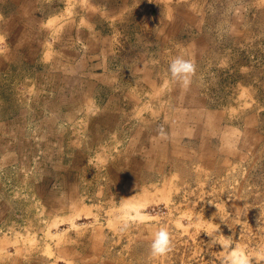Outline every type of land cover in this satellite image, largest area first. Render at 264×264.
<instances>
[{
    "label": "rangeland",
    "instance_id": "obj_1",
    "mask_svg": "<svg viewBox=\"0 0 264 264\" xmlns=\"http://www.w3.org/2000/svg\"><path fill=\"white\" fill-rule=\"evenodd\" d=\"M19 19L29 22L23 35L42 45L29 66L17 50L12 75L0 74V118L26 106L18 95L31 96L28 82H40L39 73H57L58 84H85L84 91L97 97L103 91L89 85L109 65L115 73L110 95H117L118 70L128 92H138L139 102L127 108L124 132L139 110L143 120L176 133L179 124L165 115L193 118L205 109L223 120L220 129L207 132L211 146L232 161L222 156L217 170L205 173L186 163L178 173L188 182H170L166 196L156 199L162 194H152V185L134 196L113 186L122 172L101 170L100 157L68 169L74 146L83 142L77 149H86L100 135L93 132L90 139L93 117L79 106L69 117L68 138H51L45 153H0V264H224L227 250L209 245V226L251 255L264 250V231L257 228L264 209V0H0V36L14 39L18 26L12 23ZM177 55L195 61L193 80L200 89L199 80H206L204 102L188 89L189 104L181 107L168 95L171 90L160 96L148 85L150 75L175 83L168 66ZM29 125L41 131L38 121ZM29 149L38 151L37 145ZM60 151L67 153L62 165L55 161ZM109 179L108 190L103 180ZM122 202L141 204L151 222L121 231ZM162 226L173 247L153 258L150 243Z\"/></svg>",
    "mask_w": 264,
    "mask_h": 264
},
{
    "label": "crops",
    "instance_id": "obj_2",
    "mask_svg": "<svg viewBox=\"0 0 264 264\" xmlns=\"http://www.w3.org/2000/svg\"><path fill=\"white\" fill-rule=\"evenodd\" d=\"M6 23L8 26L9 22ZM12 25L18 26L14 39L13 37L0 36L5 39V41L0 42L7 43L6 46L0 47V74H3V76L12 75L9 68L13 64L15 52L18 54L19 51L21 54L20 58L26 59V63L29 66V60L34 59L31 54L39 50L40 45H42L35 36H32L35 39H32L31 42L28 35H23L25 28L29 25L28 21L19 19ZM103 65H107V62H104ZM103 70L101 80L96 78L94 83H89L91 89L97 86L98 90L103 91L102 93H97V97L95 95L90 96L89 93L84 91L85 87L83 88L82 86H86L85 84L72 82V85L69 83L68 86L67 81H64L65 85H63L61 78L60 81L62 83L58 84L57 73L49 72L47 77L44 76V73H39L38 79L40 82H35L31 85L28 82L31 96L18 95L20 104L23 103L26 106L19 110L8 111L5 113V117L0 118V153L13 155L18 152L23 153V150H26L28 153L39 154L41 148L45 149L43 152L45 153L47 148L51 149L53 145L51 138H68L69 134L67 132L70 130L69 117L74 114L72 111L81 106L83 108L81 113H88L93 117L90 139L93 132H100V135L96 134L93 140L91 139V142H88L86 149H77L79 147L83 148V142L74 146L75 153L72 152L73 155L70 153L71 161L74 159L73 164L68 169L76 170L79 168L77 165L80 163L94 164L93 159L100 157L99 168L101 170H106L110 173L115 169L119 172L117 175L122 172L121 175L113 179V186L124 187L128 192H134V196L141 194L144 188L151 185L156 187V191L152 192V194H156V196L162 194L156 199L166 196L167 186L171 185L170 182H188L178 173L186 163H191L199 172L205 173V171L217 170V165L221 163L220 157L222 156V159L227 161V163L232 161V159L224 158L228 154L226 151L211 146L209 138H207V132L220 129L223 120L220 117L215 118L213 113L210 112L207 116L205 109L202 111L198 110L193 118L184 117L181 113L177 115L171 114L169 117L165 115V121L179 124L176 127L178 132L169 131V138L166 140L157 136L158 128L153 125L152 121L143 120L140 110L137 112V121L130 127L131 131L124 132L125 121L129 117L127 116V108L130 107V102H133L134 105L139 102L136 99L137 89L131 95L126 88L125 81L120 76V70H118V77L116 78L117 95L115 93L110 95L109 90L114 89L115 77L113 74L115 73L109 65L105 66ZM28 76H30V73L27 74ZM2 78L0 75V79ZM148 79V85L155 86V91L160 93V96H163L164 90L165 92L171 90V93L167 94L172 100L179 102L178 106L182 107L189 104L190 94L188 89L192 91V96L197 101L201 99L204 102L202 100L204 97L201 93L206 81H204V78L199 80L202 89L195 84L194 80H192L191 86L185 89L178 85L177 81L175 83L172 81L168 82L166 78L163 79L162 83H159L158 77L153 78L152 75ZM179 87L181 88L177 89ZM104 94L105 97L102 99ZM74 99H76L78 105L73 108ZM100 100H102V103L99 102ZM6 107L9 108L8 106ZM31 121L36 124L38 121V128L42 132L40 130H31L33 127L29 125ZM191 123L193 126H190ZM191 137H195V140L198 139V141L195 143L189 142ZM45 139H49L51 143H46ZM19 141L22 144H19ZM61 142L63 141H59L58 144L60 147H62ZM36 145L38 151L29 149ZM81 154L85 155V159L77 157ZM59 155L60 158L55 159V161L62 165L61 156L67 155V153L60 151ZM95 164L97 165L98 162H95ZM62 168L67 170L64 166ZM202 181L198 180L197 182ZM109 182L110 179L107 181L103 180L104 188L107 187L108 190L111 186ZM137 188L140 189L136 191ZM141 188L143 189L141 190Z\"/></svg>",
    "mask_w": 264,
    "mask_h": 264
},
{
    "label": "clouds",
    "instance_id": "obj_3",
    "mask_svg": "<svg viewBox=\"0 0 264 264\" xmlns=\"http://www.w3.org/2000/svg\"><path fill=\"white\" fill-rule=\"evenodd\" d=\"M168 71L171 77L182 88L187 89L191 86L193 77L196 74V64L191 58L177 55L169 61ZM157 136L163 140L169 138L168 132L163 125L158 128ZM122 209L123 212L118 218V226L121 231L126 230L130 224H145L152 220V217L145 214L142 207L138 204L122 202ZM221 218L223 221V217ZM262 218H264V209L260 211L257 226L258 230L264 231V225L261 224ZM204 232L210 237L208 242L210 246L215 247L219 245L222 250H227V255L224 257V264H264V250L258 251L255 255H251L241 249L239 245L233 244L230 236L218 234L219 229L216 227L209 226ZM172 247V235L167 227L162 226L153 235L150 243V255L153 258L163 257L172 250Z\"/></svg>",
    "mask_w": 264,
    "mask_h": 264
}]
</instances>
